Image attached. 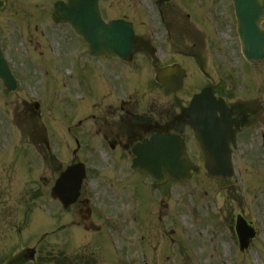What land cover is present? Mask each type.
<instances>
[{
	"label": "rangeland",
	"instance_id": "1",
	"mask_svg": "<svg viewBox=\"0 0 264 264\" xmlns=\"http://www.w3.org/2000/svg\"><path fill=\"white\" fill-rule=\"evenodd\" d=\"M55 1L7 0L0 10V38L20 83L12 92H5L0 83V264H264V147L260 148L262 137L254 129L255 134L244 139L234 155L235 175L230 180L213 178L200 167L188 182H171L164 191L136 185L132 192L136 236L131 212L121 211L128 204L123 206L125 193L120 192L117 257L100 247L102 253L95 251L92 262L82 257L73 260L67 243L70 223L49 237L39 231L41 225L50 223L47 214H55L59 221H81L72 218V207L64 210L50 195L75 147L68 127L72 120L98 117L97 101L103 93L107 95L106 81L121 86L120 72L76 54L77 36L71 35L69 41L74 52L69 51V44L64 49L68 36L51 28ZM174 4L178 10L172 11L168 4L173 37L180 40L184 52L171 54V59L184 61L190 78L180 93L170 95L173 116L196 89L212 83L237 105L258 108L256 118L264 120V108L257 107L264 104V59L241 62L232 1L174 0ZM102 6L109 18L134 21L138 37L158 38L156 43L168 37L155 0H103ZM35 102L40 103L37 111H33ZM189 150L200 164L194 137ZM84 161L92 171L93 160L86 157ZM129 176L120 175V179L130 182ZM93 177L97 183L120 180L113 175L94 173ZM34 190L41 195L30 206L35 204L34 212L28 213ZM123 201L131 202V198L123 197ZM238 213L258 228L244 251L239 249L235 230ZM25 215L30 217L19 235L17 228L22 227ZM146 226L149 232L144 231ZM32 247L36 248L34 259L26 260L27 249ZM87 250L80 246V251Z\"/></svg>",
	"mask_w": 264,
	"mask_h": 264
},
{
	"label": "water",
	"instance_id": "2",
	"mask_svg": "<svg viewBox=\"0 0 264 264\" xmlns=\"http://www.w3.org/2000/svg\"><path fill=\"white\" fill-rule=\"evenodd\" d=\"M239 20V34L242 49L247 59L264 56V0H233ZM99 0H68L57 2L54 14L57 22H71L75 29L89 42L92 54L127 55L132 48L134 30L132 24L123 20L106 23L99 11ZM2 3L0 2V6ZM185 71L176 65L166 68L159 75V80L171 90L176 91L182 85ZM0 78L4 86L13 89L16 80L7 65L0 47ZM226 109L223 99L216 100L211 91L205 90L192 101L190 115L197 133L199 147L206 158V166L213 174L230 175V151L228 141L233 140L234 130L228 125L227 118L216 116L217 111ZM224 127H227L224 130ZM138 158L134 167L148 170L158 181L169 178L178 181L190 177V170L197 167L190 160L184 140L177 135L154 136L143 146L134 149ZM85 176L82 164L69 167L59 178L53 196L59 197L65 206L76 199L78 189ZM238 230L242 246H247L253 233L240 219Z\"/></svg>",
	"mask_w": 264,
	"mask_h": 264
},
{
	"label": "flooded vegetation",
	"instance_id": "3",
	"mask_svg": "<svg viewBox=\"0 0 264 264\" xmlns=\"http://www.w3.org/2000/svg\"><path fill=\"white\" fill-rule=\"evenodd\" d=\"M146 43V39H138L135 41V47H142ZM137 63L136 67L141 68L140 76L142 78L134 79L135 84H139V93L141 95L127 100L121 99L116 102H104L102 109H100L99 117L94 122L85 125L79 133L85 142H92L96 145L87 143L83 146L79 153L91 156L93 154H101L109 158L110 162L104 166L99 167L101 172H121L128 169L129 159L132 157V148L135 144L143 142L151 138L155 134H170L172 132V118L170 110L169 94H167L164 87L154 82L158 70L163 66L160 62L153 60L146 56ZM116 62V67L120 69L123 62L134 61V56L130 55L127 59H121L118 56L112 57ZM113 65V64H106ZM161 91L166 96V99L157 101L159 97L155 96V90ZM134 99L133 101H131ZM123 100V102H122ZM160 100V99H159ZM229 115L238 117L243 120L241 131L248 125V116L245 113L237 112L233 105L229 108ZM187 115L184 113L185 123H179L177 127L178 133L187 139L189 135ZM178 121H183L182 119ZM190 128V127H189ZM240 131V132H241ZM96 148V150H95ZM133 173H138L133 170ZM149 178L147 173L140 175L141 182ZM85 185H95L96 188L101 187V192L96 193V197H91V190H86L85 200H82L78 205L77 212L84 218V223H90L84 227L90 229L96 227V231L101 233L103 227L96 221L101 217H107L111 222H117L118 212L116 211V191L115 183L111 181L104 182H86ZM133 185H138L137 182ZM151 185L154 183L151 181ZM93 189H95L93 187ZM96 191V189H95ZM84 205V206H83ZM111 229L116 230V225H110ZM78 230H74L71 234V245L75 247L79 241ZM104 235H96L93 238V243L102 246L105 243Z\"/></svg>",
	"mask_w": 264,
	"mask_h": 264
}]
</instances>
